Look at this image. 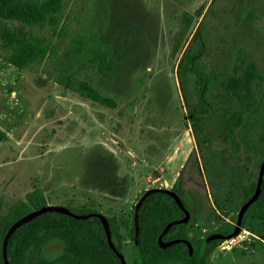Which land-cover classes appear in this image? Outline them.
I'll use <instances>...</instances> for the list:
<instances>
[{"label": "rangeland", "instance_id": "obj_1", "mask_svg": "<svg viewBox=\"0 0 264 264\" xmlns=\"http://www.w3.org/2000/svg\"><path fill=\"white\" fill-rule=\"evenodd\" d=\"M235 3L244 4V11H234ZM82 7L83 0H63L62 10L42 26L8 22L20 35L62 53ZM200 7L203 13L197 17ZM253 8L258 10L255 28L244 32L238 17ZM100 11L102 40L116 59V70L106 77L88 66L82 76L116 100L114 109L55 83L44 73L47 59L19 69L6 60L0 42V129L7 135L0 142V214L43 188L49 204L117 216L125 256L132 263L134 242L124 220L130 222L146 190L171 188L183 164L180 185L194 213L190 236L212 233L221 220L236 223L240 201L225 212L214 204L179 84L182 52L172 55L173 42L189 13L193 20L184 48L205 22L214 39L222 33L233 49H244L264 71V0H108ZM101 160L109 173L104 181L96 176ZM248 232L242 229L234 243L222 242L210 264H264V239ZM62 248L54 240L46 251L55 256Z\"/></svg>", "mask_w": 264, "mask_h": 264}, {"label": "trees", "instance_id": "obj_2", "mask_svg": "<svg viewBox=\"0 0 264 264\" xmlns=\"http://www.w3.org/2000/svg\"><path fill=\"white\" fill-rule=\"evenodd\" d=\"M107 1L83 0L72 38L60 53L20 35L17 27L8 20L16 19L30 27L42 26L50 14L62 10L63 0H0V19H4L0 27V42L6 52V60L19 69H25L47 59L44 73L55 83L92 102L116 108L114 98L82 76L88 66L95 67L99 75L106 77H112L116 70V59L109 54L101 35L100 9ZM239 8L244 11V4L235 3L234 11L239 12ZM203 9L200 7L197 10V17L202 16ZM257 18V9L242 13L238 17L240 29L251 32ZM192 20L191 14L184 15L178 35L174 38L172 55L182 52L178 79L187 115L201 152L214 204L217 210L225 212L234 209L239 201L241 207L256 190L264 159V71L244 49H233L222 33L218 32L219 39H214L205 22L201 23L184 48ZM214 46L218 47L217 53L212 51ZM6 139V132L0 129V142ZM174 190L181 196L193 218L194 213L181 185L178 183ZM46 204L48 200L43 188L37 187L28 192L24 199L10 205L5 214H0V264H4L3 241L9 227L27 213ZM68 206L78 214L100 212L94 208ZM134 211L135 205L130 222L128 219L123 222L126 227L130 225L133 242ZM183 216L182 209L168 194L156 192L145 199L139 212L143 264H191L186 243L179 242L166 249L158 244L166 225ZM107 217L117 248L125 254L120 233L122 223L117 216ZM191 223L192 219L187 224L173 225L163 239L189 240L194 248L193 264H197L201 245L207 235L199 239L191 237ZM234 228L235 223L221 220L212 233L227 235ZM55 229H59L58 232L41 237L43 232ZM242 229L264 239V181L259 199L243 217ZM54 240H60L63 248L58 255L49 256L47 245ZM222 242L224 240H213L208 244L204 264H210L212 253ZM8 259L9 264H121L120 258L110 249L98 218L83 220L57 212L44 213L19 227L9 240ZM128 264L138 263L135 259Z\"/></svg>", "mask_w": 264, "mask_h": 264}, {"label": "water", "instance_id": "obj_3", "mask_svg": "<svg viewBox=\"0 0 264 264\" xmlns=\"http://www.w3.org/2000/svg\"><path fill=\"white\" fill-rule=\"evenodd\" d=\"M263 181H264V159L262 160L261 165H260V169H259V173H258V177H257V182H256V190L253 193V195L251 196V198L240 207V210L238 212V217H237V220L235 223V228H234L233 232H231L230 234H227V235H224V234H221L218 232H214V233L207 235L204 238V241L201 245L200 259H199V262L197 264H204L205 251L207 249L208 244L211 241H213V240H230V239L237 237L241 233L243 217H244L246 211L248 210V208L259 199L261 192H262ZM156 192H161V193H165V194L170 195L176 201V203L182 209V211L184 212V216L182 218L175 220V221H172V222H169L166 225V227L163 229L162 233L160 234V236L158 238V244L160 245L161 248L166 249L169 246H171L173 244H177L179 242L186 243L188 248H189L190 262H191V264H193L192 256H193L194 248H193L192 243L189 240L174 239V240H170V241H165L163 239L164 235L170 230V228L173 225L187 224L192 219V213L186 207L181 196H179V194L176 191L171 190L169 188H163V187H155V188H150V189L146 190L135 204V211H134V213H135V216H134V221H135L134 249H135V255H136L137 263L143 264V258H142V252H141V241H140V228H139L140 208H141L143 202L145 201V199L149 195L156 193ZM47 212L62 213V214L72 216V217L77 218V219H83V220L91 218V217L98 218L104 227L106 237H107V242H108L110 249L116 254V256H118L120 258L121 264H128L125 254H123L117 248V244H116L115 240L113 239L110 222L108 220V217L105 214H103L101 212H91L88 214H78V213L72 211L68 206L53 205V204H49V203L46 205H43L42 207H40L38 209L32 210L31 212L27 213L23 217L19 218L17 221H15L9 227V229H8V231L4 237V241H3L4 264H9L8 244H9L10 238L15 233V231L19 227H21L22 225L26 224L27 222H29V221L33 220L34 218H36V217H38L44 213H47Z\"/></svg>", "mask_w": 264, "mask_h": 264}, {"label": "flooded vegetation", "instance_id": "obj_4", "mask_svg": "<svg viewBox=\"0 0 264 264\" xmlns=\"http://www.w3.org/2000/svg\"><path fill=\"white\" fill-rule=\"evenodd\" d=\"M194 135V134H193ZM194 138H195V136H194ZM196 140V139H195ZM197 142V141H196ZM198 149H199V147H198ZM104 160H101L100 161V166H98V170H96V176H98V177H100L103 181L105 180V179H108V177H109V173H108V171L106 170V167H104L105 166V164H103L102 162H103ZM103 165V166H102ZM202 166H203V164H202ZM185 168V164H183L182 166H181V170L177 173V175H176V180H175V182H174V185L171 187V188H169V189H171V190H174V188H175V186L179 183V184H181L180 182H181V176H182V172H183V169ZM203 169H204V167H203ZM205 171V170H204ZM164 188H167V187H164ZM44 190V189H43ZM175 191V190H174Z\"/></svg>", "mask_w": 264, "mask_h": 264}, {"label": "built area", "instance_id": "obj_5", "mask_svg": "<svg viewBox=\"0 0 264 264\" xmlns=\"http://www.w3.org/2000/svg\"><path fill=\"white\" fill-rule=\"evenodd\" d=\"M243 231H244V232H248L249 230L247 231V229H246V230L243 229ZM248 233H250V232H248ZM239 235H240V234H239ZM239 235H238L237 237L233 238V239H230V240H224V241H225V242H231V243H234V242L236 241V239H238Z\"/></svg>", "mask_w": 264, "mask_h": 264}]
</instances>
